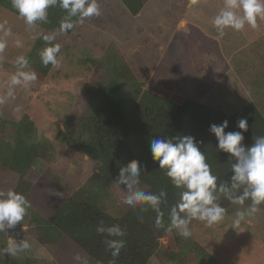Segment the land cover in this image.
Masks as SVG:
<instances>
[{
  "label": "rangeland",
  "instance_id": "rangeland-1",
  "mask_svg": "<svg viewBox=\"0 0 264 264\" xmlns=\"http://www.w3.org/2000/svg\"><path fill=\"white\" fill-rule=\"evenodd\" d=\"M171 2L143 0L140 11L132 15L121 0H99V17L77 24L68 35L54 36L53 41L61 45L60 66L45 70L36 67L38 58L31 53L36 36L43 31L38 25L28 30L23 19L0 6V39L7 43L0 53V98H4L0 103V190H14L17 181V175L2 165L6 143L14 141L13 122L27 115L38 136L51 142L49 154L34 162L38 175L24 195L31 207L22 227L0 232V248L10 236L28 240L31 248L15 257L0 255V264H16L21 259L20 264H98L66 237L60 238L63 247L59 248L41 244L36 232L38 224L97 171L98 161L77 146L78 117L87 103L86 86L95 85L101 74L87 60L101 58L107 46L112 45L140 79L165 80L167 90L189 92L226 113L251 102L264 114V19L258 18L256 29L245 25L237 32L229 28L220 37L211 21L224 0H176L175 11L167 17ZM19 55L29 61L24 71H35L38 78L15 86L14 98H6ZM139 187L148 189L144 184ZM108 194L84 199L121 217L129 208L121 203L126 192L114 182ZM237 207L226 206L225 219L210 227L192 221L188 239L175 229L169 231L159 238L147 264H264V205L234 227Z\"/></svg>",
  "mask_w": 264,
  "mask_h": 264
},
{
  "label": "trees",
  "instance_id": "trees-1",
  "mask_svg": "<svg viewBox=\"0 0 264 264\" xmlns=\"http://www.w3.org/2000/svg\"><path fill=\"white\" fill-rule=\"evenodd\" d=\"M121 1L132 15H136L143 6V0ZM175 5L176 0H172L165 16L169 17L175 11ZM0 6L18 15L11 6V0H0ZM64 15V10L58 6L52 7L48 9V22L38 23L43 32L36 36L31 51L38 60L40 52L51 46L43 39L46 36L44 33L63 37L73 31L59 32ZM51 44L58 43L52 41ZM103 54L101 58L90 57L87 60L95 72L101 74L95 85L86 86L88 99L78 117L77 131V146L98 161L97 171L87 178L72 197L67 198L43 223L38 224L36 237L41 244L62 248L63 244H59V240L64 236L98 264H147L159 238L169 232L166 230L169 224L168 211L179 202L183 191L174 187L164 171L152 162L150 141L157 136L174 135H191L202 140L201 150L213 174L219 178V183L228 179L231 162L225 154L217 151L209 125L227 119L229 126L225 131H234L238 130L236 121L240 117H247L249 129L244 133V143L250 144L252 138L264 135V114L251 102L226 113L189 92L177 94L167 90L165 80L157 77L140 79L112 45L107 46ZM38 60L35 63L37 68L45 70L50 67H45ZM12 125L14 141L10 145L6 143L4 147L2 165L5 170L17 175L14 190L25 195L38 175L34 162L38 157L49 154L51 142L38 136L36 127L27 115ZM132 159L146 166L140 178V184L148 186L146 191L158 194L163 189L167 192V204L161 205L164 228L154 227L156 213L150 209L142 210L140 206L128 208L124 215L115 217L85 200L91 194L108 196L118 169ZM220 203L223 207L231 205L223 198ZM101 224L105 227L119 225L125 230V247L118 257H112L107 250L104 243L106 234H97L96 228Z\"/></svg>",
  "mask_w": 264,
  "mask_h": 264
},
{
  "label": "clouds",
  "instance_id": "clouds-1",
  "mask_svg": "<svg viewBox=\"0 0 264 264\" xmlns=\"http://www.w3.org/2000/svg\"><path fill=\"white\" fill-rule=\"evenodd\" d=\"M11 6L23 19L28 30H33L38 23L48 22V9L59 7L65 15L59 24V32L74 29L77 24H83L90 17H99L101 7L99 0H11ZM258 18L264 19V0H224L223 6L212 18V25L223 37L226 29L241 31L245 25L252 29L258 27ZM10 30L6 32V35ZM54 35L43 37L47 44L40 52L41 63L47 67L60 66L58 54L60 44H51ZM20 47V42H16ZM7 47L5 40L0 39V53ZM28 58L19 55L15 58L16 71L10 77L6 98H14V88L17 85H28L37 80L35 71H24L28 67ZM4 98H0V103ZM18 110V109H17ZM229 126L227 119L219 124L209 125V132L215 137V147L218 152L226 155L231 162L230 174L227 180L218 183V177L213 174L211 165L207 162L201 150L202 140L187 135L157 136L150 141L152 162L164 171L171 184L183 189L180 200L168 211V231L176 230L184 239L192 236L190 224L192 221L202 222L210 227L225 219L227 209L220 200L223 198L231 205L238 206L232 220L234 227H239L246 218L260 211L264 204V135L252 138L250 144H245V136L249 129L247 117H240L235 127L238 130L225 131ZM146 166L139 160L132 159L122 164L115 176V184L125 195L121 203L129 208L140 206L142 210L156 213L154 227L164 228V212L162 204H167V192L159 193L142 190V172ZM124 187L121 188L120 186ZM246 202H250L246 206ZM31 207L26 197L13 189L0 190V232L14 231L28 214ZM142 220V217H140ZM99 235H105L104 243L112 257H118L125 247L124 229L119 225L105 227L102 224L96 228ZM31 244L26 239L10 236L5 247L0 248V255L15 257L21 252L30 250ZM79 260V256L74 257Z\"/></svg>",
  "mask_w": 264,
  "mask_h": 264
}]
</instances>
